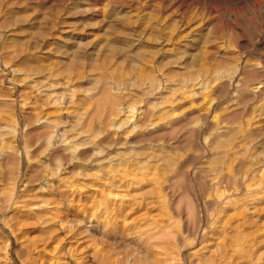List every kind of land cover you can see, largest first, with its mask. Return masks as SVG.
<instances>
[{
    "label": "rangeland",
    "instance_id": "1",
    "mask_svg": "<svg viewBox=\"0 0 264 264\" xmlns=\"http://www.w3.org/2000/svg\"><path fill=\"white\" fill-rule=\"evenodd\" d=\"M4 156L0 264H264V0H0Z\"/></svg>",
    "mask_w": 264,
    "mask_h": 264
},
{
    "label": "bare ground",
    "instance_id": "2",
    "mask_svg": "<svg viewBox=\"0 0 264 264\" xmlns=\"http://www.w3.org/2000/svg\"><path fill=\"white\" fill-rule=\"evenodd\" d=\"M42 72V71H41ZM41 74V73H40ZM42 75H44V74H42ZM49 76V75H48ZM45 80V79H44ZM49 81V80H48ZM42 89V88H41ZM206 89V88H205ZM40 91V90H39ZM43 95H44V93H43ZM40 100V99H39ZM44 100V99H43ZM43 108V107H42ZM51 111V110H50ZM176 111V110H175ZM44 112H46V111H44ZM177 112V111H176ZM35 113V112H34ZM48 114V113H47ZM37 116V115H36ZM39 117V116H38ZM51 117H52V115H51ZM42 118V117H41ZM40 118V119H41ZM48 118V117H47ZM36 119H37V117H36ZM44 119V118H43ZM43 119H41V120H43ZM41 120H39V123L40 124H38V126L40 125V127H41V131L39 132L38 131V134L36 135V145H35V150H36V153H39V155L41 156V155H43L44 156V158H43V160L46 162V167L47 168H49L48 170H47V168H45V167H39V170H38V172H37V174H36V178H35V180L34 181H38V180H40V179H44V180H47V179H52L53 178V176H54V174H53V171L55 172V169H53V168H51L52 167V165H53V163L56 161V159H61V161H63V163H66L67 161H66V159H67V157H66V154L62 151V146H56V139H55V137H54V132H53V130L54 129H51L52 128V125H51V122H48V121H46V120H44V121H41ZM49 120V119H48ZM51 120V119H50ZM49 120V121H50ZM37 124V123H36ZM51 125V126H50ZM54 125V124H53ZM37 126V125H36ZM56 126V125H55ZM58 126V125H57ZM54 127V126H53ZM39 128V127H38ZM57 132V131H56ZM55 132V133H56ZM59 136V135H58ZM64 137V136H63ZM65 142H67V141H64V144H65ZM62 143H63V141H62ZM69 145V144H68ZM80 145V144H79ZM76 148V147H75ZM71 151V150H70ZM67 152V151H66ZM67 154H68V152H67ZM7 156H9V155H7ZM7 156H4L3 157V159L2 158H0V174H1V171H2V168H3V165H4V163H5V158L7 157ZM43 161V162H44ZM44 162V163H45ZM58 170V169H57ZM32 178V177H31ZM28 179V178H27ZM1 182V181H0ZM31 182H33V181H31ZM30 182V183H31ZM225 183H226V180L224 181ZM223 182V183H224ZM72 183V182H71ZM26 185V184H25ZM53 185V184H52ZM224 185V184H223ZM48 186L50 187L51 185H49L48 184ZM46 187V186H45ZM44 188V187H43ZM51 189H52V187H50ZM39 189V188H38ZM45 189L46 188H44V191H45ZM48 190V193L46 194V195H44L43 193V195L44 196H42V199L44 200V202H49L50 204H53V202L56 200V198L58 197V196H60V197H62V196H64L65 195V192H63V193H59L58 195H57V192L56 191H54V190ZM237 189V188H236ZM47 190V189H46ZM58 190V189H57ZM70 190V189H69ZM42 192V191H41ZM59 192V191H58ZM73 192V191H72ZM33 193V192H32ZM36 194V193H35ZM37 196V195H36ZM73 196V195H72ZM80 196V195H79ZM29 197V196H28ZM30 198V197H29ZM31 199V198H30ZM58 199V198H57ZM62 199V198H61ZM32 200V199H31ZM36 200V199H35ZM34 200V201H35ZM30 201V200H29ZM33 201V200H32ZM42 201V200H41ZM62 201V200H61ZM68 201V200H67ZM43 202V201H42ZM42 202L40 203L41 205H42ZM43 202V203H44ZM59 202V201H58ZM30 203H32V202H30ZM29 204V203H28ZM26 205V204H25ZM33 205V204H32ZM31 205V206H32ZM49 205V204H48ZM30 206V207H31ZM34 206V205H33ZM42 206H44V205H42ZM47 206V205H46ZM45 206V207H46ZM50 206V205H49ZM27 207H28V205H27ZM35 207H38L37 209H39V211L37 210V211H32L31 213L32 214H34L33 216L34 217H38L39 219H41V218H43L44 216L45 217H47V215L48 214H50L51 212H53L51 209V211L49 210V211H44V212H42V211H40V210H42V208L40 209V207H39V205H38V202H37V206H35ZM53 207V209H55L54 208V206H52ZM60 207V206H59ZM26 208V207H25ZM58 208V207H57ZM27 209H29V207L27 208ZM32 209V208H31ZM36 209V208H35ZM23 210V209H22ZM46 210V209H45ZM29 211V210H28ZM57 211V210H56ZM24 212V211H23ZM25 214H27V212L25 213ZM30 214V213H29ZM28 214V215H29ZM52 214H54V212L52 213ZM31 215V214H30ZM32 216V215H31ZM52 216V215H51ZM51 216L49 215V217H50V219H52L51 218ZM54 216H55V214H54ZM53 216V217H54ZM28 218H29V216H28ZM38 218H36V219H38ZM25 219H27V218H25ZM45 220V219H44ZM43 220V221H44ZM53 220H54V218H53ZM52 220V221H53ZM29 221V220H28ZM28 221H27V223H28ZM23 222H25V221H23V219L21 218V219H19V221H17V223H18V225H20V226H22V225H24V224H21V223H23ZM31 222V221H30ZM29 222V223H30ZM26 223V224H27ZM29 223H28V225H29ZM33 224V223H32ZM31 225V224H30ZM35 225V224H34ZM34 225H32V226H34ZM36 225H37V223H36ZM39 226V225H38ZM24 227V226H23ZM37 227V226H36ZM39 227H41V226H39ZM45 227H47V225L45 226ZM22 228V227H21ZM20 228V229H21ZM25 229H27V228H25ZM25 229H23V230H25ZM47 229V228H46ZM47 230H49V229H47ZM48 233V232H47ZM42 236V235H41ZM32 239V238H31ZM44 240V239H43ZM40 241V240H39ZM35 242V241H34ZM33 245H35V244H33ZM46 248V247H45ZM45 248H42V249H39L38 247H29V256H30V262H31V264H54L53 263V259H54V257L53 256H50L49 257V260L46 258V256H45V252H43L44 250H45ZM48 254V253H47ZM104 257H102L101 258V260H106V259H103ZM101 260H99L100 261V263H98V264H104V261L103 262H101ZM109 260V259H108ZM108 262V261H107ZM111 264V263H110Z\"/></svg>",
    "mask_w": 264,
    "mask_h": 264
}]
</instances>
